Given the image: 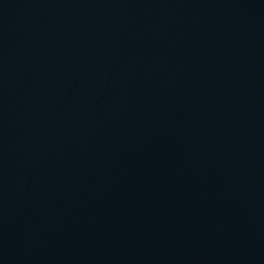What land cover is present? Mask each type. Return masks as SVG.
<instances>
[{
  "label": "water",
  "instance_id": "1",
  "mask_svg": "<svg viewBox=\"0 0 264 264\" xmlns=\"http://www.w3.org/2000/svg\"><path fill=\"white\" fill-rule=\"evenodd\" d=\"M0 264H264V0H0Z\"/></svg>",
  "mask_w": 264,
  "mask_h": 264
}]
</instances>
